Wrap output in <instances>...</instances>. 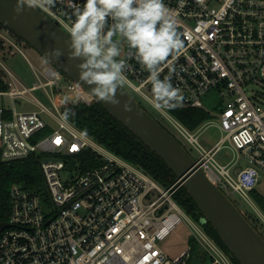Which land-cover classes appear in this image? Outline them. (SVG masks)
Segmentation results:
<instances>
[{
    "label": "built area",
    "instance_id": "built-area-1",
    "mask_svg": "<svg viewBox=\"0 0 264 264\" xmlns=\"http://www.w3.org/2000/svg\"><path fill=\"white\" fill-rule=\"evenodd\" d=\"M85 2L54 0L51 7L37 9L68 33L76 9ZM164 3L176 17L184 48L179 56L169 57L161 78L169 76L181 90L182 103L175 108H202L211 117L190 129L171 108H154L149 73L132 55L126 57L123 88L160 113L163 122L173 128L166 129L190 155V150L196 153V157L191 155L195 166L216 187L228 197L237 193L264 218L251 196L261 180L260 170L264 172V107L260 102L264 93V0ZM6 42L18 49L24 45L0 26V48ZM124 51H129L126 46ZM44 77L45 82L19 90L0 73V166L36 162L46 183L43 188L12 183L8 204L0 196V224H5L0 229V264H188L191 246L175 259L160 247L183 220L208 255V264H234L203 223L186 214L176 201L182 187L179 180L162 186L85 135L64 116L62 108L69 102L91 105L95 100L54 67ZM38 88L45 90L49 103L37 101V110L18 111L2 103L4 96L14 104ZM207 96L216 97L211 108L203 105ZM211 125L221 135L206 146L199 135ZM224 147L242 153L251 165L238 167L233 158L219 163L216 157ZM86 152L94 157L93 165L83 160Z\"/></svg>",
    "mask_w": 264,
    "mask_h": 264
},
{
    "label": "clouds",
    "instance_id": "clouds-1",
    "mask_svg": "<svg viewBox=\"0 0 264 264\" xmlns=\"http://www.w3.org/2000/svg\"><path fill=\"white\" fill-rule=\"evenodd\" d=\"M53 4L54 0H16L13 11L21 15L28 8L45 9ZM74 16L67 26L70 40L66 48L47 49L46 60L60 61L66 55L69 61H78V87L86 85L92 98L121 106L117 93L127 83L126 57L132 55L149 73L153 107L180 106L181 90L169 76L161 78L169 57L179 56L184 48L176 17L164 0H86ZM52 38L56 39L54 34ZM123 109L131 110L127 101Z\"/></svg>",
    "mask_w": 264,
    "mask_h": 264
},
{
    "label": "water",
    "instance_id": "water-1",
    "mask_svg": "<svg viewBox=\"0 0 264 264\" xmlns=\"http://www.w3.org/2000/svg\"><path fill=\"white\" fill-rule=\"evenodd\" d=\"M15 4L16 0H0V26L20 38L45 60L47 49L57 46L66 48L70 36L63 28L37 8H28L23 14L16 15L13 11ZM52 34L56 39L52 38ZM47 61L68 79L79 83L75 66L78 61H69L66 55L60 61ZM82 89L87 92L86 85ZM117 96L121 106L93 99L165 162L198 206L202 214L200 222L212 226L240 264H264V237L228 195L195 166L194 159L183 144L132 95L122 88ZM125 101L129 103L130 111L123 109ZM237 172L238 169L235 174ZM3 226L5 224H0V229Z\"/></svg>",
    "mask_w": 264,
    "mask_h": 264
},
{
    "label": "trees",
    "instance_id": "trees-1",
    "mask_svg": "<svg viewBox=\"0 0 264 264\" xmlns=\"http://www.w3.org/2000/svg\"><path fill=\"white\" fill-rule=\"evenodd\" d=\"M10 33L14 35L12 32ZM170 111L190 129H195L203 121L211 117V114L202 108H171ZM62 112L85 135L110 152L138 166L160 185L168 186L176 180L175 175L165 162L150 151L144 143L111 116L100 104L85 105L83 103L69 102L62 108ZM83 160L88 166L94 164V157L89 152H86ZM14 182L23 183L27 188H43L46 184L41 167L36 162L34 164L22 162L19 165L14 163L1 164L0 196L5 204H8L7 194L9 186ZM251 196L264 213V196L258 192L257 187L251 191ZM175 199L186 214L200 221L202 214L184 187L179 189ZM202 225L219 247L231 257L233 263L240 264L231 255L228 247L223 243L212 226L209 223ZM189 243L192 248V255L188 264H208L209 257L204 251L200 250L197 241L191 237Z\"/></svg>",
    "mask_w": 264,
    "mask_h": 264
},
{
    "label": "rangeland",
    "instance_id": "rangeland-1",
    "mask_svg": "<svg viewBox=\"0 0 264 264\" xmlns=\"http://www.w3.org/2000/svg\"><path fill=\"white\" fill-rule=\"evenodd\" d=\"M51 67L53 66L47 60H45L37 51L25 43L24 45L20 46V49L12 46L9 42L4 43L3 47L0 48V73H2L4 80L7 82H12L13 86H16L19 90L30 89L35 83L40 84L45 82L46 79L44 75ZM125 89H127L128 93H130L132 97L141 102L142 105L157 118V120L161 121L165 127L172 131L173 128L163 122L160 113L155 111L150 105L140 100L139 96L132 92L129 88L125 87ZM261 90L264 92V88ZM215 98V96H207L203 98V105L207 108H211L212 104L215 102ZM1 100L5 107L14 105L18 111L37 110V101L44 104L49 103L45 90L42 88L35 89L30 93H24L21 97L14 100V104L11 102L9 96H4L1 98ZM260 102L264 107V93ZM212 114L218 116L216 113ZM44 117L46 116L44 115ZM51 125L53 128H56V121H52ZM220 135L221 134L219 130L214 125H211L202 133H200L199 141L206 146H210V144L215 143L220 138ZM226 144H228V142H226L225 145ZM190 151L191 155L196 157V153L193 150ZM232 158L233 160H237L238 167H246L251 165L250 161L245 155L240 152H235L228 147L222 148L221 152L216 157L217 161L221 164H225ZM260 171L261 180L257 185V190L261 195L264 196V172L262 170ZM156 196L157 193L152 195V198H155ZM229 198L241 210L244 216L257 229V231L264 237V218H261L262 216L259 215L257 210H255L256 207H251L249 204L244 202L237 193L229 194ZM261 212V214L264 215L262 210ZM191 237V226L187 221L183 220L173 229L171 234L165 240L160 242V247L170 259H175L190 246L189 240Z\"/></svg>",
    "mask_w": 264,
    "mask_h": 264
}]
</instances>
